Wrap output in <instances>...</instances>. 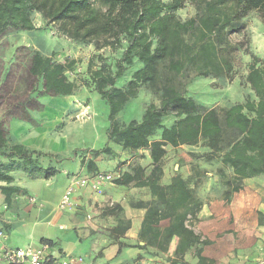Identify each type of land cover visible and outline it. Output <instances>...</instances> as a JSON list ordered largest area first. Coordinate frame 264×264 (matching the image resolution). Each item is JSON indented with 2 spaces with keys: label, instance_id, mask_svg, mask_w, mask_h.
I'll use <instances>...</instances> for the list:
<instances>
[{
  "label": "trees",
  "instance_id": "1",
  "mask_svg": "<svg viewBox=\"0 0 264 264\" xmlns=\"http://www.w3.org/2000/svg\"><path fill=\"white\" fill-rule=\"evenodd\" d=\"M187 1L195 14L180 21L174 13L183 9ZM253 12L264 23V0H0V36L9 30H40L31 20V15L37 13L44 26L58 24L69 30L72 42L92 44L96 51L106 47L119 49L124 39L126 46L120 58L111 64L96 56L99 65L93 67L89 63V80L79 84L91 87L108 107L106 142L101 149L88 150V156L81 157L80 166L92 176L96 174L98 158L114 156L112 145L123 154L135 155L151 151L150 139L158 136L173 149L203 148V153L191 155L192 160L231 169L230 179L221 169L217 171L227 188L224 198L228 199L231 193L241 190L239 182L249 175L264 177V66H259L258 57L249 54L245 82L253 99L246 98L243 103L207 107L188 96L187 89L195 78L230 77L234 53L242 43L232 44L229 37L245 29L243 20ZM244 52L249 53L248 49ZM52 56L31 51L29 77L40 80L43 93L50 98L74 96L80 86L70 81L65 72L75 62L61 65L53 62ZM134 64L139 68L123 87H118ZM141 87L157 102L145 107L139 121L120 124L117 115ZM168 118L173 120L166 125ZM53 159V155L20 144L7 146L0 126V183L11 184L10 173L14 171L30 178L54 177L57 169L50 164L44 166V161ZM131 167L113 183L148 189L150 203H139L137 207L145 210L151 222L166 220L169 224L161 242H147L144 246L166 248L175 238L171 264H185L183 257L189 247L195 249L197 264H213L201 255L202 248L211 242L187 226L190 221H197L201 208L188 182L176 175L169 184L162 185L161 161L147 175L139 164ZM20 192L17 187H0L6 199Z\"/></svg>",
  "mask_w": 264,
  "mask_h": 264
},
{
  "label": "crops",
  "instance_id": "2",
  "mask_svg": "<svg viewBox=\"0 0 264 264\" xmlns=\"http://www.w3.org/2000/svg\"><path fill=\"white\" fill-rule=\"evenodd\" d=\"M200 103L206 106L204 102ZM106 129L107 127L104 131L105 139ZM40 133L42 140L44 137L49 140L46 132ZM40 133L38 131L33 137ZM152 140L153 137L150 139L151 150L157 153L169 148L175 155L177 149H185L184 154L176 155L177 160H184L185 167H173L174 172L170 176L167 175V167H163L160 182L167 185L172 177L181 176L188 182L196 200L201 204L197 221H190L187 225L200 234L202 239L211 242L202 248L201 255L213 261V264H264V177L249 175L239 182L241 190L231 193L225 199L224 192L227 188L217 171L221 169L226 178L230 179L231 169L208 167L202 161L199 162L200 167H191V155L203 153V148L181 146L173 149L159 139L155 142ZM16 144L25 147L30 145ZM36 151L57 155L50 148H39ZM103 160H96L95 173L113 174L117 178L119 174L133 168L99 167ZM74 163L77 167H54L57 174L49 179L30 178L21 171H14L10 173L13 180L11 184L0 183V187H17L21 190L7 199L0 193V253L6 249L37 247L50 242L52 253L60 257H81L79 252H85L87 256H83V264H110L120 252L130 249L139 253L133 259L116 264H171L169 259L174 258L177 239H172L166 248L144 246L147 242H161L169 230L166 220L151 222L145 210L137 207L139 203L149 204L152 199L146 188L108 183L102 187L101 194H96L88 187L74 186L70 206L64 210L58 208L62 195L73 186L72 179L86 178L91 174L85 167H80V161L74 160ZM142 168L147 175L152 167ZM58 176L62 185L58 183ZM46 192L50 195L54 193L57 197V202L49 210L46 209L49 199ZM63 220L72 225V237L62 233L65 231L61 226L63 224H60ZM58 224L60 228L54 232ZM84 244L88 252L82 250L81 246ZM194 253L195 249L189 247L183 257L185 264H197Z\"/></svg>",
  "mask_w": 264,
  "mask_h": 264
},
{
  "label": "rangeland",
  "instance_id": "3",
  "mask_svg": "<svg viewBox=\"0 0 264 264\" xmlns=\"http://www.w3.org/2000/svg\"><path fill=\"white\" fill-rule=\"evenodd\" d=\"M160 1L168 3L170 0ZM174 14L180 21H185L194 16L195 10L190 1H187L183 9ZM31 20L34 26L40 30H9L0 36V126L4 131L5 142L7 146L16 143L30 144L27 147L35 150L50 148L57 152L55 160L49 162L51 166L77 167L74 160L79 162L81 157L88 156L87 151L91 148L97 150L104 146L106 141L104 131L108 126L107 105L98 94L92 91L91 87L80 86L82 81L89 80L86 71L87 66L89 63H92L93 67L99 65L96 56H101L106 62L113 64L120 58L126 41L122 39L119 49L106 47L96 51L92 44L72 42L69 30L61 29L58 24L44 26L40 15L37 13L31 15ZM243 22L245 29L229 37L232 44L242 43L239 50L234 53L233 70L230 77L219 79L195 78L187 89L188 96L198 102H204L207 107H229L236 103H243L246 98L253 99V95L245 82V77L250 63L249 54L258 57L259 66H264V23L258 19L254 12L250 13ZM245 49H248V54L244 52ZM31 51H38L44 57L53 54V62L61 65L69 61L75 62L72 69L65 72L70 81L77 85L80 84L74 96L50 98L43 93L41 81L29 77L27 73ZM137 68H139L138 64L128 68L125 78L117 86L123 87L131 73ZM150 102L156 103L157 100L148 90L141 87L136 97L131 99L117 115L116 120L120 124H127L132 120L139 121L145 107ZM172 120L173 118L166 119L165 124L169 125ZM38 131L39 133L40 131L46 132L49 140L46 137L42 140L40 138L42 133L33 137ZM157 140L154 136L152 141ZM112 148L115 151L114 156L100 157L99 159H104V162L99 167H130L134 163L142 167H152L161 161L163 167H167L168 176L173 174V167H185L184 160H177L176 158L177 154L185 153L184 148L177 149L175 155L173 150L169 148L159 153L154 150L139 151L135 155L123 154L114 145ZM57 160L59 163L55 162ZM125 160L128 161L126 162L128 166L123 164ZM199 162V160H192L190 165L191 167H200ZM46 165L47 161H44V166ZM218 165L212 163L208 164V167H218ZM57 178L58 183L62 185L61 178L59 176ZM71 188L74 189L72 186ZM36 189L40 190V188ZM73 191L70 201H72ZM46 194L49 198L47 200L49 205L46 204V209L49 210L57 202V197L54 193L50 195L46 192ZM30 202H32L31 199ZM60 224H63L61 225L62 229L65 230L62 233L72 237V225L66 220ZM59 226L58 224L53 231L59 230ZM81 248L88 252L86 244ZM115 249L117 250V247ZM79 253L81 258L87 256L85 252L80 251ZM137 253L139 251L134 249L123 250L117 259L112 260L110 264L133 259ZM74 256L79 257V255Z\"/></svg>",
  "mask_w": 264,
  "mask_h": 264
},
{
  "label": "built area",
  "instance_id": "4",
  "mask_svg": "<svg viewBox=\"0 0 264 264\" xmlns=\"http://www.w3.org/2000/svg\"><path fill=\"white\" fill-rule=\"evenodd\" d=\"M116 177L113 174L96 173L82 179H72V187H88L96 194L102 193L105 184L113 183ZM72 188L69 187L62 195L58 208L64 210L70 206ZM5 208V206H4ZM0 264H83V259L76 256L60 257L52 253V246L43 243L37 247L6 249L0 253Z\"/></svg>",
  "mask_w": 264,
  "mask_h": 264
}]
</instances>
